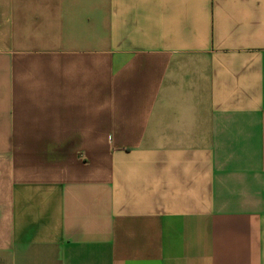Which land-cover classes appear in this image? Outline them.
<instances>
[{"label": "crops", "instance_id": "0c3cea01", "mask_svg": "<svg viewBox=\"0 0 264 264\" xmlns=\"http://www.w3.org/2000/svg\"><path fill=\"white\" fill-rule=\"evenodd\" d=\"M0 264H264V0H0Z\"/></svg>", "mask_w": 264, "mask_h": 264}]
</instances>
